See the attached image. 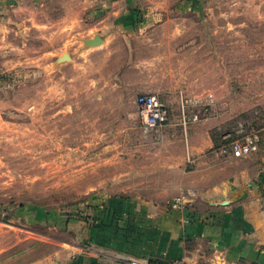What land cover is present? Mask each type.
<instances>
[{
	"label": "rangeland",
	"instance_id": "1",
	"mask_svg": "<svg viewBox=\"0 0 264 264\" xmlns=\"http://www.w3.org/2000/svg\"><path fill=\"white\" fill-rule=\"evenodd\" d=\"M140 1L141 11L158 9L140 18L159 26L138 32L158 42L156 59L132 57L126 33L107 56L86 59L103 46L85 40L106 36L107 23L115 30L126 1L0 0V264H34L69 247L72 207L176 197L185 173L164 157L188 155L201 132L194 125L211 128L220 146L241 125L258 129L259 148L233 163L252 180L247 190L259 182L264 0H203L181 15L161 12L179 0ZM150 88L169 108L160 131L137 115L136 98Z\"/></svg>",
	"mask_w": 264,
	"mask_h": 264
},
{
	"label": "crops",
	"instance_id": "2",
	"mask_svg": "<svg viewBox=\"0 0 264 264\" xmlns=\"http://www.w3.org/2000/svg\"><path fill=\"white\" fill-rule=\"evenodd\" d=\"M122 1L128 5L123 13H117L115 30L109 29L107 23L103 29L107 35L100 34L103 47L91 49V56L86 59H98L93 55L99 53L107 56L125 33L134 36L130 45L132 57H158L154 50L158 42L138 34L145 28L159 26L140 18L148 15L146 12L150 16L151 12L157 14V7L141 11L140 0ZM202 1H169L166 7L163 3L161 12L174 9L181 15L182 11L201 8ZM132 19L140 22L131 24ZM150 90L155 91L147 92L160 94L156 88ZM187 126L188 122L181 124L184 130ZM202 126L203 123L194 125L201 132L197 131L195 139L187 140L188 155L178 156L175 152L164 157L166 166L183 167L185 176L177 195L193 192L184 204L174 206L175 196H107L82 211L72 207L70 246L60 247L34 264H125L129 257L184 264H264V168L259 182L254 183L245 198L238 199L252 180L234 168L235 157L222 153L223 145L216 147L212 129ZM22 215L31 216L21 212ZM36 218L41 220L42 216Z\"/></svg>",
	"mask_w": 264,
	"mask_h": 264
},
{
	"label": "built area",
	"instance_id": "3",
	"mask_svg": "<svg viewBox=\"0 0 264 264\" xmlns=\"http://www.w3.org/2000/svg\"><path fill=\"white\" fill-rule=\"evenodd\" d=\"M137 115L142 125L147 130H159L164 127L169 120V108L155 94H139L135 101ZM259 130L255 128H244L241 125L236 137L232 138L228 144L222 146L220 151L235 158L247 156L258 149ZM193 192H183L174 198L173 205L184 204L187 197ZM125 264H184L183 261L166 263L161 261H150L139 257H129Z\"/></svg>",
	"mask_w": 264,
	"mask_h": 264
},
{
	"label": "water",
	"instance_id": "4",
	"mask_svg": "<svg viewBox=\"0 0 264 264\" xmlns=\"http://www.w3.org/2000/svg\"><path fill=\"white\" fill-rule=\"evenodd\" d=\"M85 43H86V45H89V46H98V45H101L103 43V39L100 35L96 34L92 39H86ZM68 57H69V55L65 53L63 55L62 59H66ZM250 185H252V183H250ZM247 192H248V190L246 189L244 191V193L238 197V199L245 198L247 196Z\"/></svg>",
	"mask_w": 264,
	"mask_h": 264
},
{
	"label": "trees",
	"instance_id": "5",
	"mask_svg": "<svg viewBox=\"0 0 264 264\" xmlns=\"http://www.w3.org/2000/svg\"><path fill=\"white\" fill-rule=\"evenodd\" d=\"M259 132H260V131H259ZM213 137H214L215 141L218 143V145H216V147H218V146H219V142H220V137H219V138H217V136H216V135H213ZM234 137H236V136H234ZM234 137H232V138H234ZM260 142H261V135H260V133H259V141H258V146L260 145Z\"/></svg>",
	"mask_w": 264,
	"mask_h": 264
}]
</instances>
